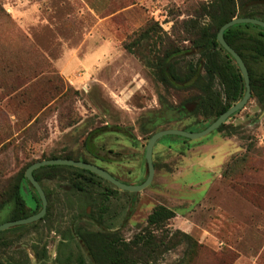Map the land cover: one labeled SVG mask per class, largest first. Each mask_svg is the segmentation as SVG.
Listing matches in <instances>:
<instances>
[{
	"label": "rangeland",
	"instance_id": "rangeland-1",
	"mask_svg": "<svg viewBox=\"0 0 264 264\" xmlns=\"http://www.w3.org/2000/svg\"><path fill=\"white\" fill-rule=\"evenodd\" d=\"M210 1L0 0V223L32 161L85 158L139 184L153 132L208 123L169 117L188 93L159 81L156 62L167 45L190 47L209 22L202 8ZM197 56L176 62L185 68ZM225 123L229 135L215 129L198 139L158 138L152 180L139 191L100 179L80 191L66 173L42 175L47 215L3 230L0 261L74 264L82 257L91 264L76 230L101 226L125 242L149 232L170 241L138 264H264V109L252 96ZM97 128L91 154L84 140ZM23 188L30 211L32 191ZM158 204L175 215L150 226L146 217ZM181 233L196 242L186 257ZM32 246L40 258L31 263Z\"/></svg>",
	"mask_w": 264,
	"mask_h": 264
},
{
	"label": "trees",
	"instance_id": "trees-1",
	"mask_svg": "<svg viewBox=\"0 0 264 264\" xmlns=\"http://www.w3.org/2000/svg\"><path fill=\"white\" fill-rule=\"evenodd\" d=\"M202 9L204 14L209 17V22L200 27L195 37L190 38L191 44L187 50L170 45L165 46L157 57L156 75L159 81L167 87L188 93L177 106L169 110V117L201 116L203 120H208L206 124L208 125L221 112L239 100L245 90L237 64L217 42L216 33L223 23L235 16L255 17L264 21V0H211ZM142 36L143 33L139 34L132 43H137ZM223 37L226 43L241 57L247 68L250 97L254 96L264 109V28L251 23H238L226 28L223 31ZM126 45L128 47V44ZM188 52H196L198 56L195 62L188 61L185 68H182L176 62L177 57ZM181 129L193 130L194 127L187 124ZM216 130L229 135L233 132V127L227 126L224 122ZM97 131L98 128L91 130L84 140V145L91 154L92 151L89 148L92 143L91 138L96 135ZM177 137L187 139L181 136ZM55 157L78 159L69 155L48 158ZM82 160L86 161L85 158ZM58 173L68 174L67 178L71 186L80 191H85L86 186L96 183V179L104 180L89 170L70 165H43L33 170V176L39 183L42 175L53 176ZM21 182L22 184H17L10 197L8 202L10 209L5 221L26 217L40 209V199L25 178L24 172L21 175ZM24 186L32 191L34 206L30 211L26 210V203L22 196ZM46 215L45 213L43 217ZM174 215L173 209L158 204L149 212L146 221L150 226H158ZM21 226L17 225L16 227ZM3 232L0 231V234ZM181 236L182 241L187 245L186 257L192 253L196 242L186 233H181ZM75 237H78L91 264H138L141 259L146 260L149 255H152L156 249H165L170 243V241L166 242L164 237H156L151 232L139 234L125 242L115 232L101 227L95 231L77 229ZM32 248V258L26 256V260L31 263L40 258L34 246ZM42 254L45 255V251ZM0 264L19 263L11 258H6L0 261ZM74 264H84L83 258L78 257Z\"/></svg>",
	"mask_w": 264,
	"mask_h": 264
},
{
	"label": "water",
	"instance_id": "water-1",
	"mask_svg": "<svg viewBox=\"0 0 264 264\" xmlns=\"http://www.w3.org/2000/svg\"><path fill=\"white\" fill-rule=\"evenodd\" d=\"M238 23H251V24H255V25H258V26L264 28V21L260 20L258 18H255V17L235 16V17L231 18L230 20H228L227 22L223 23L219 27V29L216 33L217 42L233 58L234 62L237 64V66L240 70V74H241V77H242L243 82H244V89L245 90H244L242 97L239 100L235 101L226 110L221 112L213 121H211L208 125H206L204 128H202L198 131H188V130H184L181 128L171 127V128L159 129V130L153 132L149 136V138L145 144V150H144V159H145L146 166H147V175H146L145 179L139 184H125V183L117 180L115 177H113L110 173H108L103 168L96 166L95 164L90 163L88 161H84V160H80V159H73V158H66V157H55V158H44V159L35 160L34 162L30 163L26 167V169L24 171V176L28 180L30 185L34 188L35 192L37 193V195L40 199V203H41L40 209L36 213L30 214L26 217L18 218L15 220H6V221L1 222L0 223V231H3V230H5L9 227H12V226H17V225L28 224V223L34 222V221L42 218L43 215L45 214L46 207H47V198H46L45 192H44L41 184L33 176V170L37 169L38 167L43 166V165H53V164L70 165V166L89 170L90 172L95 173L96 175H98L102 179L108 181L109 183H111L112 185H114L115 187H117L120 190L130 191V192L139 191L142 188L146 187L150 183V181L152 180V177L154 174V164L152 161V154L151 153H152V147L158 138H160L164 135H176V136H181V137L188 138V139L201 138V137L207 135L208 133H210L211 131L215 130L222 123H224L228 119V117L231 116L233 113H235L236 111L243 108V106L245 105V103L247 102V100L251 96V90H250L247 68H246L243 60L241 59V57L237 54V52H235V50L231 46H229L226 43V41L224 40V37H223V31L226 28H228L234 24H238Z\"/></svg>",
	"mask_w": 264,
	"mask_h": 264
},
{
	"label": "flooded vegetation",
	"instance_id": "flooded-vegetation-1",
	"mask_svg": "<svg viewBox=\"0 0 264 264\" xmlns=\"http://www.w3.org/2000/svg\"><path fill=\"white\" fill-rule=\"evenodd\" d=\"M99 227H101V226H99ZM102 228V227H101ZM106 229V228H105ZM77 239H78V237H76ZM78 241H79V239H78ZM80 242V241H79ZM33 249V248H32ZM31 253H33V250H32V252ZM32 258V257H31Z\"/></svg>",
	"mask_w": 264,
	"mask_h": 264
},
{
	"label": "crops",
	"instance_id": "crops-1",
	"mask_svg": "<svg viewBox=\"0 0 264 264\" xmlns=\"http://www.w3.org/2000/svg\"><path fill=\"white\" fill-rule=\"evenodd\" d=\"M264 248V247H263Z\"/></svg>",
	"mask_w": 264,
	"mask_h": 264
}]
</instances>
